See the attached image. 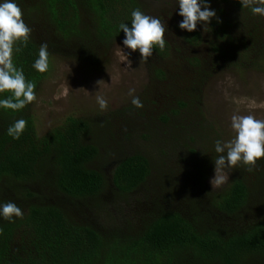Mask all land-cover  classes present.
I'll return each instance as SVG.
<instances>
[{
  "label": "trees",
  "instance_id": "obj_1",
  "mask_svg": "<svg viewBox=\"0 0 264 264\" xmlns=\"http://www.w3.org/2000/svg\"><path fill=\"white\" fill-rule=\"evenodd\" d=\"M13 2L31 29L13 61L35 82V94L54 56L104 61L125 39L119 25L131 27L132 10L169 18L165 48L156 46L147 60L152 83L137 96L142 108L71 115L42 136L33 102L19 111L0 108V205L23 211L14 222L0 216V264H264V158L252 171L241 164L229 185L213 192L214 142L223 138L203 109L204 87L216 72L255 68L264 59V17L239 0H208L221 22L188 32L179 28L177 0ZM42 44L45 73L33 68ZM19 119L26 128L13 139L7 130ZM139 136L179 160L165 163L162 193L169 199L159 202L161 210L124 220L110 213V197L138 191L153 169L154 151L142 149Z\"/></svg>",
  "mask_w": 264,
  "mask_h": 264
},
{
  "label": "rangeland",
  "instance_id": "obj_2",
  "mask_svg": "<svg viewBox=\"0 0 264 264\" xmlns=\"http://www.w3.org/2000/svg\"><path fill=\"white\" fill-rule=\"evenodd\" d=\"M168 18L169 15L165 14L159 16L166 30ZM258 66L255 68L242 66L225 68L216 72L204 87L203 109L205 115L221 132L224 142L235 136L231 129L233 115L251 114L257 119H264V59ZM148 67L149 63L141 60L138 50L133 52L124 46L123 41H117L111 47L108 56L99 65L54 56L49 74L42 81L36 94V100L33 102L32 112L38 134L40 136L46 134L71 115L96 116L99 113H106L130 104L134 96L140 95L152 83ZM101 80L102 82L98 85L97 81ZM130 89L135 90L132 95H129ZM97 95L107 101L106 109L102 110L99 107L96 101ZM140 126L138 133L142 135L147 128L141 123ZM163 126L166 130V124H161L160 128ZM135 141L140 144L142 149L154 151L149 152L152 156L153 169L148 182L144 183L138 191L125 197L118 195L110 197V205L113 206L110 213L112 212L114 216H119L124 220L141 218L140 214L142 213L149 214V211L161 210V202L169 199L166 194L162 193L165 189L162 186L165 163L179 160L177 154L161 156L160 151L163 150V147H160V143L156 145L155 142V146H153L141 136ZM159 156L161 157L158 158ZM155 157L158 159H153ZM240 165L226 169L228 181L220 187L211 185L210 181L215 176L213 169L208 181L212 191H219L229 185ZM179 167L181 168V165ZM169 182L165 183L168 192L171 191L170 188L167 189ZM203 206H205L204 209L209 208L206 211L212 213L215 221L216 210L211 209L210 203H205ZM208 222L211 223V221Z\"/></svg>",
  "mask_w": 264,
  "mask_h": 264
},
{
  "label": "clouds",
  "instance_id": "obj_3",
  "mask_svg": "<svg viewBox=\"0 0 264 264\" xmlns=\"http://www.w3.org/2000/svg\"><path fill=\"white\" fill-rule=\"evenodd\" d=\"M242 8H250L253 15L264 17V0H239ZM179 16L183 19L179 23L181 30L193 32L198 24L206 26L213 18L221 22L215 10L210 8L208 0H177ZM21 8L13 0H3L0 3V94L9 93L7 98L0 99V108L19 111L36 100L34 81H28L23 68L14 64L15 52L21 51L20 45L26 46L31 35V29L23 20ZM125 39L123 44L133 52L139 51L141 60L147 61L156 46L160 50L165 48V25L157 17L143 13L139 8L131 12V27L127 23L119 25ZM33 68L39 73H45L49 68V53L47 44L39 48L38 58ZM101 81H97L100 85ZM134 89L129 90L132 95ZM99 107L106 109L107 101L100 95L96 96ZM131 103L136 108L143 104L138 97H133ZM24 119L16 120L7 130L13 139H19L26 128ZM231 129L235 136L227 141L216 140L214 150L218 154L215 158V176L211 179L212 187H220L228 181L226 169H232L239 164L252 171L259 159L264 158V119H257L254 115H233ZM0 216L9 222L13 217L22 218L23 211L13 202L0 205Z\"/></svg>",
  "mask_w": 264,
  "mask_h": 264
}]
</instances>
